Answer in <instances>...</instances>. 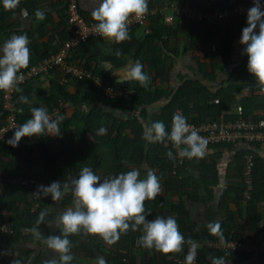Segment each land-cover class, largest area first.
Segmentation results:
<instances>
[{"label":"crops","instance_id":"1","mask_svg":"<svg viewBox=\"0 0 264 264\" xmlns=\"http://www.w3.org/2000/svg\"><path fill=\"white\" fill-rule=\"evenodd\" d=\"M170 1L172 0H149V10H156L159 15L149 18L143 25L130 27L126 41L110 43L104 39L93 40L76 49L71 56L70 64L91 78L78 79L66 76L62 71H55L27 85L16 97L19 125L30 119L31 115L27 105L22 106L17 103L18 96L33 94L38 99V103L33 106H44L53 118L56 116L54 111L59 102L63 104L59 113L64 116L61 134L66 123V134L75 136L77 130L81 128L80 118H75L78 113L86 115L92 113L100 117L101 124L107 130L112 126V118L128 120L129 115L122 111L114 110L100 102L84 100L85 93H80L78 87L83 80L92 81L93 86L96 87L94 80L97 79L105 85L133 90L131 92H134L135 86L141 90L143 87L129 80L126 75L128 65L137 60L144 65V71L151 78L147 88L151 92V98L158 97V100L145 108L148 117H159L161 109L167 104L171 95L181 85H188L186 83L189 81H198L210 92L236 86L238 89L230 94V109L226 114H236L237 108H241L242 98L256 96L254 105L263 106V109L256 108L249 117L252 119L264 117V94L257 91V86L252 79L243 77L237 81H229L232 68L239 65L247 56L242 55L243 46L239 43L242 29L247 26V18L223 22L210 33L201 29L196 30L198 34L195 37L198 36V45L191 48L192 28L190 25L181 24L180 20L177 21V16L167 8ZM211 1L215 2L217 7H222L229 3H246L249 0ZM79 2L83 15L87 20L95 23L91 13L98 6L97 0H79ZM25 9L27 15H22V10ZM37 10L43 12V19L35 16ZM168 17H172L171 21L165 22L164 19ZM12 34H26L30 40V63L22 72L51 57L70 35L67 24V0H20L18 7L13 10H5L0 4V46ZM228 43L231 45L229 64H225V44ZM206 74L210 77L205 76ZM127 92L130 94L129 91ZM100 93L98 90L97 99L104 98ZM2 94L3 92H0V108ZM75 97L82 102L73 104L69 98ZM132 97H134L133 94ZM135 108L137 111L141 110L140 107ZM3 115L0 113V125ZM196 116L192 115L191 118L196 119ZM43 137L22 138L19 145L11 149L7 147L9 149L3 150L0 147V175L3 176L6 170L17 167L21 169L22 176L47 184L54 181L62 182L57 170L64 171L66 175H69V179L76 178L72 171L77 162L75 153H79L80 150L76 138L73 140L72 147L66 151L67 153L52 158L50 154L46 155L48 150L40 144ZM48 137L52 148L57 150L63 148L60 143L61 135ZM246 147V145L208 147L203 159H188L184 172L175 182L170 180L169 185H164L165 180L160 181L162 193L157 196L159 201L145 205L146 214L150 213L146 218L151 221L156 217L173 216L179 224L180 232L183 233L182 230H185L186 235H189L191 231L210 233L207 224L219 220L226 230L230 229L234 233L241 232L242 235L251 239L253 232L246 225L249 215L244 211L245 205L238 202L235 194L226 193L227 190L231 191L235 180L239 178L236 157L238 151H243ZM255 151L264 158V145ZM99 156V166L95 173L103 180L108 177L112 161L106 151L101 150ZM141 169L148 168L143 165ZM0 184L1 223L4 219L8 224L7 221L11 218L20 219L21 222V219L28 214V210L32 213L33 206H36L37 210L32 213L34 215H38L45 209L49 211L45 222L39 225L42 236L46 238L59 234L55 218L65 208L71 206L70 193L66 194L63 200L54 202L50 196L39 199L33 191L27 193V191L16 190L12 180L7 184L1 182ZM208 189L209 193H206ZM179 205H182L184 214L178 215L174 212L175 207ZM256 213L260 221L257 231H260L264 226V206L259 205ZM35 223L36 220L31 222L32 227ZM129 232L126 238L116 243V248L105 244L97 237L84 235L69 237L72 241L74 256L72 264H96L97 258L105 259L103 255L109 253L115 259L112 262H107L105 259L106 264H173L172 259L176 254H171L172 258L169 259L154 250H146L139 242L142 232L131 230ZM21 233L22 237L15 243L11 241L10 236L0 234V264H46L49 260L59 259L58 254L49 250L30 229H23ZM130 236L134 237L133 241ZM218 243H222V240ZM200 250L203 264H210L209 256H224L229 264H264V253L261 251L241 255L239 253L226 255L219 251L214 255L212 250L215 249L207 245H202ZM119 256L122 258L121 262L118 260Z\"/></svg>","mask_w":264,"mask_h":264},{"label":"clouds","instance_id":"2","mask_svg":"<svg viewBox=\"0 0 264 264\" xmlns=\"http://www.w3.org/2000/svg\"><path fill=\"white\" fill-rule=\"evenodd\" d=\"M148 2L149 0H97L98 6L91 13L95 21V33L110 43L126 41L129 37L130 19L144 18L149 11ZM19 3L20 0H0L5 10L16 9ZM252 3L253 6L247 12V26L242 29L239 43L243 46L242 55L248 57L247 71L254 78L257 91L264 94V4L260 0H252ZM22 15H27L26 9L22 10ZM35 16L43 19L44 14L37 10ZM29 44L26 34H12L0 46V92L22 93L23 89L19 85L24 80L22 70L27 69L30 63ZM126 75L129 80L148 88L151 78L140 61L130 63L126 68ZM17 103L28 106L31 118L15 129L14 135L7 141L9 145L17 147L25 137L61 135L64 116L57 114L53 118L44 106L34 107L38 103L35 94L19 95ZM106 134L105 127L97 131V135ZM143 139L152 144L168 140L179 156L189 160L203 159L208 143L179 111L173 115L170 132L162 121H154L145 126ZM166 155L169 159L175 158L171 150ZM35 193L42 198L50 196L54 202L63 200L69 193L72 197L71 206L55 218L59 234L45 238L39 231V225L49 215L47 209L39 213L35 226L30 229L49 250L59 256L58 260L52 259L46 264H72L74 256L69 238L71 236L97 237L111 246L129 230L142 232L139 242L144 249L154 250L169 259L172 258L171 254L183 252L187 244L185 264H195L200 245L191 238L185 239L175 217H156L151 221L146 218L150 213L146 214L145 201L155 200L162 193L160 179L155 170H148L146 177L141 178L140 169L132 167L125 173L102 180L90 167L85 166L78 177L63 183L54 181L49 185H40ZM207 228L210 234L224 239L219 220L209 222ZM12 232L14 234V230ZM13 234L2 235L12 237ZM209 260L210 264H229L224 256H209ZM96 264H106V261L99 257Z\"/></svg>","mask_w":264,"mask_h":264},{"label":"trees","instance_id":"3","mask_svg":"<svg viewBox=\"0 0 264 264\" xmlns=\"http://www.w3.org/2000/svg\"><path fill=\"white\" fill-rule=\"evenodd\" d=\"M173 1H182V0H173ZM189 2L190 5L197 11H208L217 7L215 2L211 0H189ZM83 17L87 20V18L84 15ZM242 18H247V16L234 18V19L221 20L215 23V25H213L210 28H207L206 26L201 25V23H198L196 21L186 20L179 16H177V21L180 20L182 22L181 24L184 23L186 25H190V27L192 28L190 47L193 48L198 45V36L195 37V35L198 34V31L196 30L201 29L203 31L210 33L217 27V25H220L223 22H231L233 20L238 21L241 20ZM230 46H231L230 43L225 44V52H224L225 64H229ZM209 55L213 59L212 57L213 55L211 53ZM247 63H248V57L246 56L239 65H236L235 67L232 68V71L229 76V81H237L243 77H247V78H251L253 83L256 85L254 78L247 71ZM205 76L210 77V75L208 74H206ZM186 84L188 85L186 86L181 85L180 87H178L176 91L171 95L167 104L164 105L163 108L161 109V114L159 117L151 118L148 117L145 108L149 105H152L154 101L158 100V97L152 99L151 92H149L148 89L142 88L141 90H139L138 86H135L134 92H131L133 90L131 91L129 89L126 90L129 91L130 94H127V96L124 98L112 100L104 97L102 99H97L96 97H97L98 89L93 86L92 81L83 80L80 82L78 88L80 93L83 92L85 93L84 100H87L89 102H94V101L100 102L114 110L122 111L123 113L129 115L128 120H120V119L112 118L111 119L112 126L107 130L106 135L101 136V135H97L98 129L104 126L103 124H101L100 117L92 113H89L88 115L78 113L75 116V118L77 119L80 118L81 128L77 130L75 136L67 135L66 134L67 127L65 123L64 131L62 132L60 137V143L62 144L63 147L61 150H57L50 146L49 144L50 138L48 136H44L40 144L48 150V154L46 155L50 154L52 158H57L67 153L66 151L72 147L73 140H75L76 138L80 150L79 153L77 154L75 153L74 157H76L77 162L72 171H74L77 177L81 169L85 166L90 167L94 172L97 170L100 161L99 152L103 150L107 152L108 156L112 161V166L108 174V177H113L120 173H125L131 170L132 167H135L140 169L141 178L146 177V173L148 170H155L156 175L159 177L160 181L165 180L164 185H169L170 182L168 181L174 180L173 182H175V180L178 179L180 175L184 172L188 159L184 158L183 165L178 167L176 174L173 175L172 172H173V165L175 163V159H169L166 155V153L170 150L173 153L174 147L172 143L168 140H165L163 143H155V144L148 143L146 140L143 139V132L145 126L150 125L154 121H162L165 124L166 130L170 132L171 116L175 111L181 112L183 116L187 119V122H193L195 124L201 123L206 119L211 121L213 120L226 121L229 119L238 118V116L236 115L226 114V112L230 109V103H231L230 94L233 90L238 89L236 86L227 89L222 88L215 92H210L198 81H189ZM131 93L133 94L134 97H132ZM256 98H257L256 96H249L241 99L242 118H244L245 120L251 122H258L259 120H264V117L261 118L254 117V119L249 117V115L252 114L253 110H255L256 108L263 109V106L254 105V100ZM69 99L75 105L82 102L78 97L69 98ZM215 101L218 102L216 103ZM136 106L140 107L141 110L137 111V109L135 108ZM0 109H1L0 113H2L3 115L2 106ZM192 115H197L196 119L191 118ZM140 121L142 123H140ZM88 136H90V138H88ZM7 141L6 143H0V147L3 150L12 148L11 145L7 144ZM262 145L263 144L254 143L250 146V149L246 147L245 150L238 151L236 158L238 163L239 178L237 179V181L235 180V183L232 185V189L230 188L231 191L230 190L226 191V193L231 192L235 194L237 199L239 200L238 202L243 203L245 205L244 211L246 212L247 215H249L246 221V225L247 228L251 232H253V237L250 239L242 235L241 232L234 233L230 231V229L226 230V228L223 225H221V231L224 237L222 242L237 241V242H252V243L260 244L264 241V226L260 231H257V228L260 226V221L258 219V214L256 213V209L259 205L264 206V158L259 156L255 151V149L256 150L259 149V147ZM214 146L234 147L232 145H214ZM214 146H209V147H214ZM248 154H252L255 158L253 175H252L253 190L251 194V200L247 203H244L242 199V193H243L242 171L245 166V157ZM143 165H145L146 168L148 169L147 170L141 169V166ZM20 171L21 169L17 167L15 168L12 167L11 169L6 170V172L3 173L5 175V176L3 175L5 180L4 181L0 180V182L3 184H7L8 182H10V180L14 181L19 178H26L21 175ZM57 173H58V177L62 180V182L69 180V175H66L64 171L60 172V170H57ZM14 186L16 190L27 191V193L28 192L31 193L33 191L32 189L27 187H22L17 185ZM205 192L209 193V189L208 191L206 190ZM156 201H159L158 197L152 201H145V205L155 203ZM14 208L17 211L16 207ZM174 212H176L178 215L184 214L182 205H179V207H175ZM38 215H34L28 210V214L21 219V222L19 221L20 219H12V218L9 221H7V223L10 226H12V228H14V234L11 237V241L14 243L17 242V240H19L22 237L21 232L23 229H31L32 227L31 222H33V220H37ZM2 222L6 223V220L3 219ZM191 230L192 229L188 231ZM129 231L127 234L122 235L117 243H120V241H122L123 238H126L130 234ZM182 232L186 240L188 238H191L194 241H196L200 245V247L202 244L217 243L221 241V239H219L217 236H214L210 233H203V232L197 233L195 231H191L189 232L190 233L189 235H186L185 230H182ZM131 238L133 241L134 237ZM116 245L117 244H114L113 246L116 248ZM200 247L198 251L199 254H198L197 264H203L202 259L200 257V251H201ZM218 252L219 250L217 251L216 249L212 250V254L214 255ZM180 254L182 253L176 254L174 259H172L173 264H177L175 262V259L178 258ZM239 254L241 255L244 253H239ZM103 256L105 257L107 262L110 261L112 262L115 259L110 253L104 254ZM121 259L122 258L119 256L118 260L120 262Z\"/></svg>","mask_w":264,"mask_h":264},{"label":"built area","instance_id":"4","mask_svg":"<svg viewBox=\"0 0 264 264\" xmlns=\"http://www.w3.org/2000/svg\"><path fill=\"white\" fill-rule=\"evenodd\" d=\"M261 4H264V0H260ZM253 6L252 0L246 3H229L222 7H215L208 11H197L191 5L189 0L182 1H170L167 4L172 13L186 20L196 21L207 28L212 27L215 23L221 20L234 19L247 16L248 10ZM264 10V9H262ZM159 13L156 10H149L148 14L142 19H130L129 28L136 25H143L151 18L158 16ZM172 17L165 18V22H170ZM67 24L70 29V35L68 39L63 42L57 52L51 57L44 59L39 64L32 66L27 71H24V80L20 83L19 87L24 89L27 85L33 83L43 76L50 75L55 71H62L66 76H73L78 79H84L86 77L91 78L88 74L80 71L76 66L70 64L71 56L73 52L80 46L86 45L93 40H101L102 38L94 31L93 22L87 21L82 13L79 0H67ZM95 86L101 92V94L112 100L121 99L127 96L128 92L121 88H116L111 85H105L100 80L95 79ZM17 92L2 94V106H3V120L0 128V143H6V141L14 134L15 129L19 126V114L16 106ZM216 103L218 101H215ZM63 104L59 102L58 107L54 111V115L60 113V109ZM175 111L171 116L172 118L176 113ZM181 113V112H180ZM182 114V113H181ZM183 115V114H182ZM238 118L229 120L211 121L204 120L201 123L188 122L199 134L206 138L207 148L214 145H232L243 146L246 145L249 149L254 143L264 145V120L258 122H251L242 118V110L238 108L236 114ZM173 155L175 163L173 165L172 174L175 175L178 167L184 163V158L178 155L177 150L173 148ZM254 156L248 154L245 157V166L242 171V184L243 193L242 199L244 203L251 200V194L253 190V169H254ZM0 180H5L0 175ZM14 185L27 187L33 190V193L39 199H43L35 192L40 185H49L47 183L40 182L32 178H19L13 181ZM37 210L36 206H33L32 213ZM0 234L12 235V230L6 225L0 223ZM207 246L217 249L224 254L244 253L252 254L258 251L264 253V241L260 244L252 242H237L228 241L222 243H207ZM199 248L197 250V256L195 264H197ZM188 252V245L185 244L182 254L175 259L177 264H185V257Z\"/></svg>","mask_w":264,"mask_h":264},{"label":"rangeland","instance_id":"5","mask_svg":"<svg viewBox=\"0 0 264 264\" xmlns=\"http://www.w3.org/2000/svg\"><path fill=\"white\" fill-rule=\"evenodd\" d=\"M237 110H238V108H237Z\"/></svg>","mask_w":264,"mask_h":264}]
</instances>
